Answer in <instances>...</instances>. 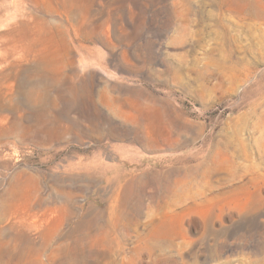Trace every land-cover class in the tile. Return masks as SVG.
Masks as SVG:
<instances>
[{"label":"rangeland","instance_id":"obj_1","mask_svg":"<svg viewBox=\"0 0 264 264\" xmlns=\"http://www.w3.org/2000/svg\"><path fill=\"white\" fill-rule=\"evenodd\" d=\"M0 264H264V0H0Z\"/></svg>","mask_w":264,"mask_h":264}]
</instances>
